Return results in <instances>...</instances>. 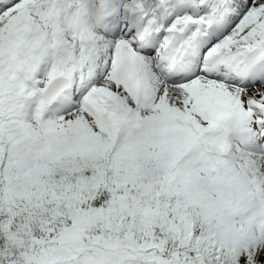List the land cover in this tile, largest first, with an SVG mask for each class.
<instances>
[{"label": "snow or ice", "instance_id": "6c2138e0", "mask_svg": "<svg viewBox=\"0 0 264 264\" xmlns=\"http://www.w3.org/2000/svg\"><path fill=\"white\" fill-rule=\"evenodd\" d=\"M0 264H264V0H0Z\"/></svg>", "mask_w": 264, "mask_h": 264}]
</instances>
